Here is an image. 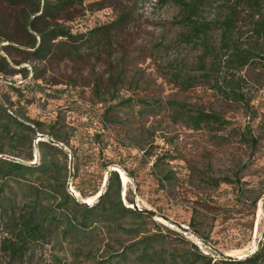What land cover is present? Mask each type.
<instances>
[{
  "label": "rangeland",
  "instance_id": "374dc122",
  "mask_svg": "<svg viewBox=\"0 0 264 264\" xmlns=\"http://www.w3.org/2000/svg\"><path fill=\"white\" fill-rule=\"evenodd\" d=\"M233 4L204 0L191 24L173 0H76L40 21L74 38L57 37L39 55L33 45L43 39L29 25L42 13L32 14L38 2L0 0V96L34 118L60 116L70 140L68 189L96 199L109 170L120 167L124 202L156 212L126 219L128 226L159 234L170 257L197 246L205 264H238L231 260L264 242V0L242 8L225 33ZM124 11L125 21L101 30ZM247 51L243 65L238 55ZM198 111L231 123L187 126ZM170 169L171 182L161 181ZM5 237L0 264H144L125 249L137 238L113 226L79 240L53 234L16 255Z\"/></svg>",
  "mask_w": 264,
  "mask_h": 264
},
{
  "label": "trees",
  "instance_id": "16d2710c",
  "mask_svg": "<svg viewBox=\"0 0 264 264\" xmlns=\"http://www.w3.org/2000/svg\"><path fill=\"white\" fill-rule=\"evenodd\" d=\"M13 4L38 2L39 7L32 10V14L42 13L29 17L30 26L38 32L43 41L35 46L37 54L50 51V42L57 37L74 38L69 29L62 25L43 26L40 24L46 15L69 9L76 0H9ZM180 7L185 22L194 24L204 0H173ZM261 0H234L229 15L224 20V31L228 33L236 22L240 10L245 7L254 8L260 5ZM130 16L128 11L122 12L117 20L101 28L108 30L118 22L125 21ZM264 19V17H263ZM210 25V23H208ZM99 30V29H96ZM95 30V31H96ZM107 38V37H106ZM252 55L247 51L238 55L243 65L249 62ZM116 89L113 90V93ZM126 101L131 103L132 98ZM176 103V102H171ZM151 105V102H148ZM14 104L7 102L0 96V233L11 235L4 245H8L14 255L24 253L30 244L42 240L46 242L53 234L63 238L79 240L80 236L88 231H96L106 226H113L127 233H132L137 240L125 246L127 252L135 254V261L146 264H205L209 258L197 246L195 251L183 254L180 258L166 251V241L161 240L159 234L143 233L137 226H128L126 219L135 217L142 219L150 217L145 209L138 210L124 202L122 198V177L118 170H109L106 178V188L95 202L85 203L89 198L83 190L81 197L76 196L68 189L69 177L68 155L64 148L69 144L68 132L63 124L56 120L49 122L34 118L21 110L13 108ZM231 123L216 112L198 111L188 113L185 124L194 129H202L218 124L220 127ZM48 136V139L37 140L38 134ZM257 142V139H254ZM38 149L40 160L34 161L35 150ZM73 157L80 158L77 148ZM158 164V161L155 165ZM74 168L78 170L75 162ZM175 176L173 169L160 178L169 181ZM100 192V191H99ZM98 192V193H99ZM97 193V195H98ZM133 202V200H131ZM198 211L194 210V215ZM126 253V252H125ZM125 258L126 256L123 255ZM231 262L238 264H264V242L258 250L243 260ZM98 264H112L111 260L104 259Z\"/></svg>",
  "mask_w": 264,
  "mask_h": 264
},
{
  "label": "bare ground",
  "instance_id": "6f19581e",
  "mask_svg": "<svg viewBox=\"0 0 264 264\" xmlns=\"http://www.w3.org/2000/svg\"><path fill=\"white\" fill-rule=\"evenodd\" d=\"M113 168H117L120 171L123 181L126 182L128 180V176L126 175V173L124 172L123 169H121L118 166H114ZM76 193H77V195H79L78 192H76ZM84 200L87 201L88 203H92L94 201V198L93 197H89V198H86Z\"/></svg>",
  "mask_w": 264,
  "mask_h": 264
},
{
  "label": "water",
  "instance_id": "95a60500",
  "mask_svg": "<svg viewBox=\"0 0 264 264\" xmlns=\"http://www.w3.org/2000/svg\"><path fill=\"white\" fill-rule=\"evenodd\" d=\"M42 137H43V139L42 140H45L44 138V135H41ZM71 159H72V157H71ZM113 169H116V170H118L117 168H113ZM119 171V170H118ZM120 172V171H119ZM121 174V173H120ZM104 193V190H102V191H100L99 193H98V195H97V197H100L102 194ZM76 196H78V195H76ZM85 203H88L87 201H85V200H83ZM89 204V203H88ZM142 210V209H141ZM145 212L146 213H149V214H152L153 216H155L156 215V212L155 211H153V210H150V209H146L145 210Z\"/></svg>",
  "mask_w": 264,
  "mask_h": 264
}]
</instances>
